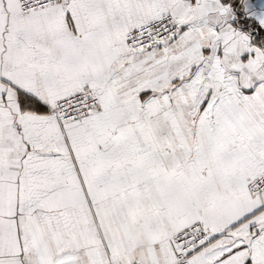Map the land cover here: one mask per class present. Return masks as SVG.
<instances>
[{
  "label": "snow or ice",
  "instance_id": "snow-or-ice-1",
  "mask_svg": "<svg viewBox=\"0 0 264 264\" xmlns=\"http://www.w3.org/2000/svg\"><path fill=\"white\" fill-rule=\"evenodd\" d=\"M0 264H264V0H0Z\"/></svg>",
  "mask_w": 264,
  "mask_h": 264
}]
</instances>
